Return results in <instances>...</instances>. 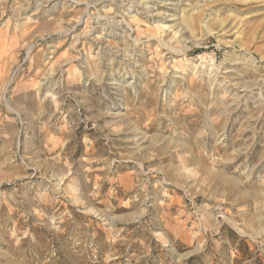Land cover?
I'll list each match as a JSON object with an SVG mask.
<instances>
[{
	"label": "rangeland",
	"instance_id": "rangeland-1",
	"mask_svg": "<svg viewBox=\"0 0 264 264\" xmlns=\"http://www.w3.org/2000/svg\"><path fill=\"white\" fill-rule=\"evenodd\" d=\"M0 264H264V0H0Z\"/></svg>",
	"mask_w": 264,
	"mask_h": 264
},
{
	"label": "trees",
	"instance_id": "trees-1",
	"mask_svg": "<svg viewBox=\"0 0 264 264\" xmlns=\"http://www.w3.org/2000/svg\"><path fill=\"white\" fill-rule=\"evenodd\" d=\"M194 259L195 258H190L188 262L191 263V262H193Z\"/></svg>",
	"mask_w": 264,
	"mask_h": 264
}]
</instances>
